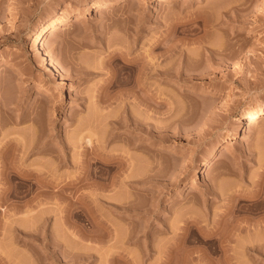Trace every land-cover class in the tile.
Here are the masks:
<instances>
[{"label": "rangeland", "instance_id": "obj_1", "mask_svg": "<svg viewBox=\"0 0 264 264\" xmlns=\"http://www.w3.org/2000/svg\"><path fill=\"white\" fill-rule=\"evenodd\" d=\"M86 1L0 0V224L28 220L15 214L19 204L56 209L40 217L35 240L0 225V257L129 264L112 252L114 260L106 244L81 237L97 230L81 209L90 201L96 217L124 229L129 224L112 204L138 199L143 216L128 220L130 227L155 243H175L168 251L160 241L165 253L157 245L145 256V237L126 243L138 264H264V255L255 261L241 245L244 237H264L253 224L264 208L247 211L252 199H264V183H257L264 179V122L249 127L239 119L264 106V0H169L164 7L118 0L105 14L92 5L60 35L48 33L40 48V27L62 12L74 21ZM63 90L67 97L59 100ZM90 135L97 151L88 149ZM87 157L103 169L89 186ZM98 158L116 162L114 169ZM132 171L137 185L124 182ZM232 198L245 208L236 216L225 214ZM70 207L78 210L72 219ZM64 244L71 254H94H76L78 262L63 253Z\"/></svg>", "mask_w": 264, "mask_h": 264}, {"label": "bare ground", "instance_id": "obj_2", "mask_svg": "<svg viewBox=\"0 0 264 264\" xmlns=\"http://www.w3.org/2000/svg\"><path fill=\"white\" fill-rule=\"evenodd\" d=\"M168 1L169 0H158V4L157 5H159V6H161V7H164V6H166V5H168ZM87 2V8H86V10L85 11H80V13H78V15H77V17L75 18V20L73 21L72 19H69L68 20V18L65 16V14H64V12H62L61 14H59L57 17H55V18H53V19H50V20H48L46 23H44L41 27H40V29H39V31H38V35H37V39L38 40H40V42L41 43H39L40 44V48H44L45 49V43H44V41L42 42V40H43V38L49 33V37H56V36H58V35H60V33L61 32H63V31H65L66 29H68L69 27H71L76 21H78L82 16H84V15H88V12L91 10V8H92V5L93 6H98L99 7V9L101 10V12L103 13V14H105L106 12H108V11H110L112 8V6L116 3V2H118V0H105V1H94V0H90V1H86ZM6 49H10V45H8L7 47H6ZM4 64L6 63V61H2ZM77 64V63H76ZM79 65H81V63L79 64ZM85 66V65H84ZM130 66H132V64H130ZM159 66V65H158ZM125 67V66H124ZM134 67V66H133ZM156 67H157V65H156ZM156 67H154L153 66V68L152 69H154V71H155V69H158V68H156ZM127 68V67H126ZM144 68H146V69H149V68H147V67H145L144 66ZM83 69V68H82ZM133 69V68H132ZM141 70L143 69V68H140ZM85 70V69H84ZM83 70V71H84ZM88 70V69H87ZM119 70V69H118ZM144 70V69H143ZM150 70H151V67H150ZM159 71H160V68L158 69ZM157 70V71H158ZM126 71V70H125ZM145 71V70H144ZM164 71H165V69H164ZM117 72V71H116ZM128 72H132V71H128ZM140 72V71H139ZM141 72H143V71H141ZM163 72V71H162ZM123 73V72H122ZM121 73V74H122ZM126 73V72H125ZM133 73V72H132ZM138 73V72H137ZM144 74H147L146 72H143ZM120 74V73H119ZM124 74V73H123ZM129 74V73H128ZM115 75V74H114ZM132 76H134L135 75V73H133V74H131ZM130 75V76H131ZM140 75H143L142 73L141 74H139V75H137V77L139 78V76ZM124 76H126V75H124ZM129 76V77H130ZM122 77V76H121ZM122 78H124V77H122ZM122 78H120L119 80L121 81V79ZM117 79V78H116ZM128 79V78H127ZM126 80V79H125ZM127 81H129V80H127ZM111 82V81H110ZM116 84V83H115ZM40 86V88H45L43 85H39ZM67 97V94H66V92L63 90L62 91V93H61V95H60V97H59V100H62V99H64V98H66ZM239 119L241 120V122H243V123H247L248 124V126L249 127H253V126H255L256 124H258V123H260V122H264V106H262V107H259V108H257V109H255V110H253V111H250L249 113H247L246 115H244V116H240L239 117ZM139 121H140V119H139ZM138 121V122H139ZM116 122V121H115ZM118 123V122H117ZM116 123V124H117ZM115 124V123H114ZM93 137H96L97 135V140H100V135L99 134H97L96 135V133H90ZM91 135H90V138L87 140V143H89V144H93L92 142H93V140H92V137H91ZM100 136V137H99ZM98 137H99V139H98ZM83 138H85V137H83ZM102 138V137H101ZM94 145V144H93ZM95 146V145H94ZM94 146H92L91 148H88V149H90L89 151H91V149H93V151H97V149L99 148V147H97V146H95V148H94ZM96 147H97V149H96ZM96 149V150H95ZM93 151H91V152H93ZM100 151V149L98 150V152ZM98 152H96V153H94V154H97ZM100 154V153H99ZM89 156H91V155H89ZM93 156V155H92ZM94 156H96V158L98 157L97 155H94ZM93 156V158H95ZM100 156V155H99ZM103 155H101V157H102ZM88 158V157H87ZM95 158V159H96ZM103 158V157H102ZM110 158V157H109ZM113 158V157H112ZM111 158V159H112ZM88 159H89V162H88ZM88 159H86L87 160V162H88V165H87V167H86V165H85V169H86V171L85 172H83L84 173V182H85V185H90L91 183L89 182V179H91V178H94V177H97V178H100L101 176H102V170L100 169V171L98 172L96 169H95V167H94V169L92 168V161H91V157H89ZM99 159V158H98ZM107 159V158H106ZM106 159H99L98 160V162H100V163H102V164H104L105 162L106 163H110V167H109V170L108 171H112V169H114V164H116V162L114 163V162H112L110 159L108 160H106ZM116 159V158H115ZM94 162V164H95V161L96 160H93ZM104 161V162H103ZM208 161V160H207ZM97 162V161H96ZM97 162V163H98ZM104 166H107V165H104ZM84 169V170H85ZM18 172V171H17ZM36 172V171H35ZM41 172V171H40ZM39 172V173H40ZM20 173V172H19ZM22 173V172H21ZM32 173V172H31ZM30 173V174H31ZM129 175L128 176H126V181H124V182H127V184L128 183H130L129 185H137L136 183H135V181L137 182V181H139V180H134V178H135V176H137L136 174H134V172L132 171V172H130V173H128ZM131 174H134V175H131ZM26 175H28V174H26ZM25 175V176H26ZM33 175V174H32ZM29 177V176H28ZM262 177H263V175H262ZM261 177V179H259L258 181H257V183H258V186H259V189H261L262 187V185H263V183H264V179ZM81 181V180H80ZM79 181V182H80ZM84 182H83V184H84ZM74 183V184H73ZM73 183H71V184H73V186L74 185H76L75 183L76 182H73ZM65 184V183H64ZM67 184H68V182H67ZM66 185V184H65ZM68 185H70V184H68ZM50 185H48V187H49ZM51 187V186H50ZM62 187H64V185L62 186ZM261 187V188H260ZM64 188H66V187H64ZM68 188V187H67ZM49 188H47V190H48ZM50 190V189H49ZM48 190V192H50ZM261 191V190H260ZM10 192H8V194H9ZM16 193V192H15ZM12 194V193H11ZM18 194H19V192H18ZM260 194V193H259ZM13 195V194H12ZM18 196V195H17ZM263 196V195H262ZM254 198V197H253ZM261 198V197H260ZM258 199L257 197H255L254 199H252V200H254V201H252L253 202V205L251 206V207H249L248 209H247V211H248V213L250 214V215H257L256 213H258L259 211H261L263 208H264V199ZM264 198V197H263ZM141 200H139L138 201V199H136V200H132V201H129V202H126V203H121V204H118L117 202L115 203V205H113L112 204V206L114 207V211L119 215V216H124L125 217V219H126V221L128 222V228H124L123 229V227H122V229L120 228L119 229V227H118V225L116 224V223H112V224H108V222H105V221H103L101 218H99V217H96V209H93V208H95V207H93V206H91L90 205V201H88L87 203H86V207H82L83 209H81V211L83 210L88 216H89V219H90V222L91 223H93L94 225H96L97 226V230H95V231H91V232H87V233H85V229H83L82 227H81V230H80V228H79V231L81 232L82 231V229H83V231L84 232H82V234H83V236H81V237H83L84 239H86V240H90V241H98V242H100V243H104V244H106V246H108L109 248H110V250H111V255L113 256V254H114V256L117 258H123V259H125V261L126 262H128L129 264H138V254H136V256H134L135 255V252H133L134 254H132V251L130 250V249H126L127 247H125L124 245L126 244V243H136V242H138L139 240H140V238L141 237H145V241H143V243L140 245L141 246V248H140V250H141V253H142V256H145V255H149V254H152V251L153 250H155V249H159L160 248V251L159 252H161V255H163L165 252L162 250V249H164L165 248V245H167L168 243H167V241H165V243H167V244H165L160 238H158L161 242H163V245H164V247L162 246V245H160V241H158V243H157V241H156V243H155V240L154 239H152V238H149V236H148V234H146V233H144L143 235H139L140 233H139V231L137 230V228H132V227H130V225H131V223L132 222H130V221H128V220H131L132 218L134 219V217H142L143 215H142V213H140V212H137L136 213V210H137V208H139L140 206H142L141 205V203L143 204V202H140ZM242 199H235V198H232V199H230L229 200V203H228V205H227V207H226V212H225V214H231V215H233V216H236L239 212H241V211H243L245 208H244V206L242 205ZM20 205V204H19ZM18 205V207H15V210H14V212H15V214L16 213H22V214H24V219H25V217H27L26 219H28V220H30V221H26V220H24V221H20V220H18L19 221V223H21V224H19L18 222L16 223L15 222V220H14V222H15V224L16 225H14V222H12L13 224H9L10 226L12 225V227L11 228H9V225H5V224H0V225H4L7 229L9 228V230H11L9 233H11V235H13L15 232H16V230L18 231V233L19 234H14V235H18V237L20 238V234L21 235H23V234H25V236L27 235V241H28V239H29V237H31V238H33V240H35V239H37L38 237V235H36V234H38L36 231L39 229H35V227H38L37 225L39 224L38 222V220H40V221H42L43 219H45L46 220V218H44L43 217V215H45L46 214V212H49L50 213V215H51V213H53L52 212V210H53V208H52V210L50 209V208H47L48 210H46V209H41L42 211H40V209L38 210V211H36L37 210V207H33V205L30 207V206H27V205H25L24 204V206H22L23 204H21L20 206ZM35 206V205H34ZM36 208V209H35ZM75 208L76 207H73V208H68L67 209V211H66V214L67 213H69V214H71V219H72V214L73 215H75L76 213L75 212H77V211H75ZM51 210V212H50V210ZM55 209V208H54ZM66 209V208H65ZM65 209H64V211H65ZM62 210V209H61ZM54 211V210H53ZM60 211V210H59ZM80 211V210H79ZM96 211V212H95ZM100 211V210H99ZM98 211V212H99ZM38 212H42L41 214H39ZM43 212H45V213H43ZM58 212V211H57ZM83 212V213H84ZM101 212V211H100ZM5 213H6V211H5ZM12 213H13V211H12ZM11 213V214H12ZM54 213H56V209H55V212ZM53 213V214H54ZM82 213V214H83ZM10 214V213H9ZM9 215V217H13V214L12 215ZM14 214V215H15ZM26 214V215H25ZM48 214V213H47ZM46 214V215H47ZM79 214V213H78ZM77 214V215H78ZM18 215V214H17ZM28 215V216H27ZM39 217H37V216ZM40 215V216H39ZM43 217V219H41L42 217ZM48 216V215H47ZM41 217V218H40ZM30 218V219H29ZM38 218V219H37ZM253 218H255V217H253ZM88 219V220H89ZM70 220V219H69ZM251 220V219H250ZM17 221V220H16ZM74 221V220H73ZM248 221V220H247ZM26 222H28L27 223V226L29 227V224L31 223L32 225H30L31 227V229L33 228V230H28L27 228V226H26ZM72 223V221L70 220L69 221V223ZM249 222V221H248ZM25 223V224H24ZM42 223V222H41ZM70 223V224H71ZM75 222H73V224H74ZM17 224L18 225H21L23 228H20L21 226H17ZM34 224V225H33ZM73 224H71V225H73ZM254 224V228H256L257 227V229L259 228V229H263L264 230V218H262V219H258V221H256V222H254L253 223ZM252 224V225H253ZM13 225H14V227H13ZM25 226V229H24V226ZM76 225V224H75ZM35 226V227H34ZM99 226V227H98ZM120 226V225H119ZM242 226V225H241ZM248 226V225H247ZM246 226V227H247ZM1 227V230H3L2 229V227L3 226H0ZM40 227V226H39ZM76 227H77V225H76ZM76 227H74V228H76ZM121 227V226H120ZM245 227V228H246ZM29 228V229H30ZM243 228V227H242ZM248 228V227H247ZM6 229V230H7ZM14 229H16V230H14ZM77 229V228H76ZM139 229V228H138ZM143 229H145V228H142V230ZM251 229V228H250ZM5 230V229H4ZM14 230V231H13ZM36 230V231H35ZM31 231H33V232H36L34 235L37 237V238H35V237H32L31 236V233H33V232H31ZM74 231V230H73ZM73 231H71V233L73 232ZM76 231V230H75ZM78 231V230H77ZM76 231V236L75 237H77L79 234H81V233H78ZM90 231V230H89ZM145 231V230H144ZM260 231H262V230H260ZM2 232L3 231H0V234L2 235ZM13 233V234H12ZM74 233V232H73ZM72 233V234H73ZM4 234V233H3ZM30 235V236H29ZM33 235V236H34ZM74 235V234H73ZM39 236H40V233H39ZM257 237H258V235H256ZM13 237V238H12ZM11 238L12 239H14V236H12ZM24 237V236H23ZM35 238V239H34ZM77 238H79L80 239V237L78 236ZM247 238H249V236L248 237H246V239H245V237H244V241H239V243L242 245V248H244L246 251H247V254H249V253H251V254H253V258H255L254 260L256 261L258 258H260L262 255H264V237L262 236L261 238L259 237L258 239L256 238V239H252V237L250 236V238L247 240ZM26 239V238H25ZM24 239V240H25ZM158 239H156V240H158ZM15 240V242L17 241V236H16V239H14ZM21 240V239H20ZM19 240V241H20ZM32 240V239H31ZM33 240H32V242H33ZM246 240V241H245ZM19 241H17V242H19ZM23 241V240H22ZM60 241V240H59ZM229 241H230V239H229ZM24 242V241H23ZM54 242V241H53ZM57 242V241H56ZM160 242V243H159ZM174 242V241H173ZM173 242H169V243H172L173 244ZM176 242V241H175ZM26 243V242H25ZM62 244L63 243V241H61V242H59V244ZM162 244V243H161ZM65 245V244H64ZM157 245H158V247L159 248H157ZM174 245H175V243H174ZM174 245H170V244H168L167 246L169 247L170 246V248H168V251H169V249H172L173 248V246ZM66 246H67V248H66ZM240 246V245H239ZM244 246V247H243ZM156 247V248H155ZM161 247H163L162 249H161ZM241 247V246H240ZM108 248V249H109ZM116 248V251H112L113 249H115ZM241 248V249H242ZM63 249V248H62ZM65 249H70L69 248V246L68 245H65V247H64V251H63V253H66V252H68L67 250H65ZM74 249V248H73ZM167 249V248H166ZM218 249H220V248H218ZM71 250V249H70ZM88 249H86V251L84 250L83 252H80V251H77V253H76V251L75 250H73L74 252L73 253H76L77 255H78V257L79 256H81V258H91L92 256H93V254L91 253V251L89 250V251H87ZM118 250V251H117ZM120 250V251H119ZM130 250V251H129ZM162 250V251H161ZM173 250V249H172ZM216 250V249H215ZM214 250V251H215ZM156 251V250H155ZM218 251H220V250H218ZM78 252H80L79 254H78ZM112 252H113V254H112ZM162 252H163V254H162ZM217 252V251H216ZM222 252H224V254L225 255H227L226 253V251H225V248L222 250ZM69 253L71 254L72 252L71 251H69ZM141 253H140V255H141ZM166 253H167V251H166ZM246 253V252H245ZM244 253V254H245ZM5 254V253H4ZM70 254H69V256H70ZM76 254H71V256H70V258H73L72 257V255H74V257L76 256ZM6 255V254H5ZM14 256L16 255V254H13ZM12 254L10 255V256H8V254H7V258H5V256L3 257V256H1L0 258H1V261L0 262H2V264H3V262H5L4 264H26L25 262H23L20 258L18 259V258H16L17 257V255L15 256V257H12L13 256ZM66 256H68L67 255V253L65 254ZM64 255V256H65ZM114 256H113V259L114 260H117V259H115L114 258ZM3 257V258H2ZM11 257V258H10ZM140 257V256H139ZM231 257V256H230ZM15 258V259H14ZM80 258V257H79ZM3 259H5V261L3 260ZM19 260V261H15V260ZM75 259H77V261L79 262V259L77 258V257H75ZM263 259V258H262ZM21 260V261H20ZM114 260H111L110 262H112V261H114ZM236 260V259H235ZM253 260V261H254ZM76 261V260H75ZM237 261H239L238 260V258H237ZM20 262H22V263H20ZM88 262V261H87ZM234 262V261H233ZM232 262V263H233ZM30 264V263H29ZM108 264V263H107ZM160 264H173L171 261L169 262V259H167V260H162L161 262H160ZM230 264V263H229ZM234 264V263H233ZM237 264V263H236Z\"/></svg>", "mask_w": 264, "mask_h": 264}]
</instances>
